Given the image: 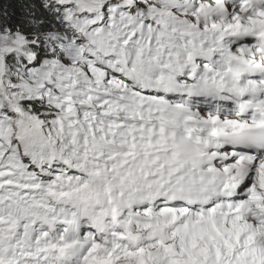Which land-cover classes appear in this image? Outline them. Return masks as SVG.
Masks as SVG:
<instances>
[{"label":"snow or ice","instance_id":"obj_1","mask_svg":"<svg viewBox=\"0 0 264 264\" xmlns=\"http://www.w3.org/2000/svg\"><path fill=\"white\" fill-rule=\"evenodd\" d=\"M0 264H264V0H0Z\"/></svg>","mask_w":264,"mask_h":264}]
</instances>
